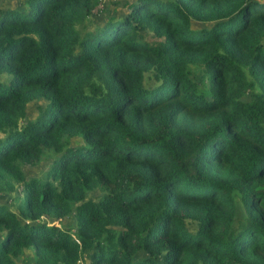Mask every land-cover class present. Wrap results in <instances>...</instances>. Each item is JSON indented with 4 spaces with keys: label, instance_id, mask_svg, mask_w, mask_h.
Masks as SVG:
<instances>
[{
    "label": "trees",
    "instance_id": "obj_1",
    "mask_svg": "<svg viewBox=\"0 0 264 264\" xmlns=\"http://www.w3.org/2000/svg\"><path fill=\"white\" fill-rule=\"evenodd\" d=\"M0 264H264V0H0Z\"/></svg>",
    "mask_w": 264,
    "mask_h": 264
},
{
    "label": "rangeland",
    "instance_id": "obj_2",
    "mask_svg": "<svg viewBox=\"0 0 264 264\" xmlns=\"http://www.w3.org/2000/svg\"><path fill=\"white\" fill-rule=\"evenodd\" d=\"M104 1V3H108L110 1H114V0H102V2ZM117 2V9L119 11H125L127 9L128 4L132 1V0H115ZM47 160H42L40 161L36 166H30L26 168V172L28 174H36L39 171H42L46 166H47ZM56 225L58 226H62V224L60 223V221H53ZM67 223H71V219L67 218L66 220Z\"/></svg>",
    "mask_w": 264,
    "mask_h": 264
}]
</instances>
